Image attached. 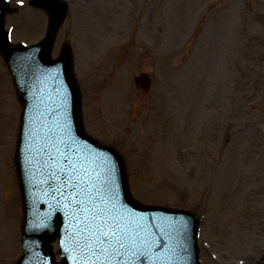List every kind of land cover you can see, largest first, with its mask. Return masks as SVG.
I'll use <instances>...</instances> for the list:
<instances>
[{
    "label": "rangeland",
    "instance_id": "1",
    "mask_svg": "<svg viewBox=\"0 0 264 264\" xmlns=\"http://www.w3.org/2000/svg\"><path fill=\"white\" fill-rule=\"evenodd\" d=\"M8 1L12 41L43 39L47 15ZM66 1L54 57L72 46L86 132L123 156L135 199L198 214L202 264H264V0ZM21 114L0 56V264L21 256Z\"/></svg>",
    "mask_w": 264,
    "mask_h": 264
},
{
    "label": "water",
    "instance_id": "2",
    "mask_svg": "<svg viewBox=\"0 0 264 264\" xmlns=\"http://www.w3.org/2000/svg\"><path fill=\"white\" fill-rule=\"evenodd\" d=\"M30 6L48 14L46 37L31 47L13 45L5 22L18 9L0 0V53L24 105L17 168L25 217L17 264H200L199 218L136 203L120 154L86 135L71 46L52 59L68 4L31 0ZM137 82L150 83L146 75Z\"/></svg>",
    "mask_w": 264,
    "mask_h": 264
},
{
    "label": "bare ground",
    "instance_id": "3",
    "mask_svg": "<svg viewBox=\"0 0 264 264\" xmlns=\"http://www.w3.org/2000/svg\"><path fill=\"white\" fill-rule=\"evenodd\" d=\"M116 1L118 2L119 5H121L123 2V0H116ZM100 10H102V9H100Z\"/></svg>",
    "mask_w": 264,
    "mask_h": 264
},
{
    "label": "snow or ice",
    "instance_id": "4",
    "mask_svg": "<svg viewBox=\"0 0 264 264\" xmlns=\"http://www.w3.org/2000/svg\"><path fill=\"white\" fill-rule=\"evenodd\" d=\"M21 2H22V0H21Z\"/></svg>",
    "mask_w": 264,
    "mask_h": 264
}]
</instances>
